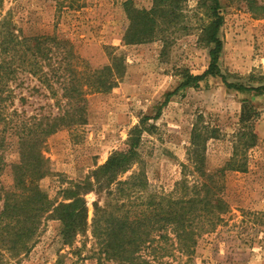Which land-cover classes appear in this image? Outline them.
I'll return each mask as SVG.
<instances>
[{
    "label": "rangeland",
    "instance_id": "1",
    "mask_svg": "<svg viewBox=\"0 0 264 264\" xmlns=\"http://www.w3.org/2000/svg\"><path fill=\"white\" fill-rule=\"evenodd\" d=\"M250 1L221 0L223 48L218 64L228 82L257 87L264 85V9L259 7L255 14L252 8L264 6V0ZM179 2L183 16L178 25L168 29L160 25L155 30L168 31L132 42L125 36L138 21L132 20L134 14L128 10H150L155 0L2 1L0 43L7 34L6 25L18 39L20 35L67 39L79 57L74 67L84 82L80 85L86 98L84 120L46 136L42 150L48 172L38 184L52 200L60 201L63 188L85 180L112 152L123 148L132 129L139 127V160L121 179L141 172L149 189L171 193L182 179L190 185L202 176L193 163L197 154L192 146L197 140L201 166L218 173L216 190L223 207L218 205L210 214L212 228L198 236L193 253L181 252L176 240L158 235L147 255L158 264H264V91L229 88L221 77L208 75L195 87L179 88L163 104L187 72L207 70L214 47L202 38L213 18L211 0ZM10 61L16 73L0 83L5 118L0 122V210L2 188H14L12 164L20 158V124L37 115L56 114L58 100L66 101L57 82L48 86L20 71L18 55ZM99 78L112 88L100 87ZM244 104L255 113L243 124ZM250 129L257 138L246 145L244 133ZM101 195L104 199L105 193ZM85 197L91 222L98 195L89 192ZM62 225L59 219L44 218L30 250L20 251L18 257L2 250L3 264H117L98 258L91 228L78 234L71 245L64 244Z\"/></svg>",
    "mask_w": 264,
    "mask_h": 264
},
{
    "label": "trees",
    "instance_id": "2",
    "mask_svg": "<svg viewBox=\"0 0 264 264\" xmlns=\"http://www.w3.org/2000/svg\"><path fill=\"white\" fill-rule=\"evenodd\" d=\"M3 0H0V5ZM128 2V1H127ZM126 2V3H127ZM257 4L256 0L250 1ZM221 0H211L209 6L213 18L204 27L203 40L207 44H214L210 50L211 61L202 74L186 73L179 87L166 94L163 104L167 103L181 87L197 86L208 75L219 76L229 88L237 90L264 91V85L247 87L242 84L228 82L219 67V55L223 48L219 37V29L223 17L219 12ZM257 4L252 8L256 14ZM132 15L131 29L125 36L126 40L141 42L152 39L157 34L168 30H155L166 24L168 29L178 25L182 20V10L179 0H155L150 10H128ZM5 22V21H4ZM6 23L3 24V26ZM7 34L1 40L0 83L7 82L15 73L16 68L10 60L20 57V71H27L37 76L42 82L51 86L57 82L62 90L65 104H59L56 114H41L31 117V121H22L18 129L19 161L12 164L14 176L13 189L2 188L3 208L0 210V264L5 261L2 250H8L10 256H20V251L28 252L34 243V237L42 220L46 217L59 219L62 222V241L71 245L80 233L91 228L99 259L115 260L117 264H158L156 259L147 255L146 251H153L159 238L167 241L176 240L177 248L187 254L195 250L198 236L205 230L212 228V213L216 207L222 206V198L218 196L217 188L220 179L217 172H208L201 166L199 148L200 143L194 140L193 151L197 154L193 160L196 170L202 174L200 179L188 184L187 179L179 181L177 189L171 193H159L149 189L147 179L141 172L129 178L121 177L129 171L139 160L138 145L142 129L134 127L123 148L111 153L107 161L98 166L92 173L80 182L72 184L61 191L60 201L52 200L38 184L48 172L47 158L42 145L46 136L65 126H72L84 120L86 104L85 92L80 85V72L75 69V58H79L72 43L56 35L22 36L20 39L11 27L6 25ZM165 35V34H164ZM42 61L44 64H42ZM73 61V63H72ZM46 66L47 71L44 70ZM83 77V75H82ZM105 87L102 78L97 80ZM92 83V82H89ZM4 88L0 87V122L3 116ZM60 99V98H59ZM253 108L243 105L241 122L247 123L253 117ZM161 109L155 115L159 117ZM149 119L148 117L145 120ZM145 120H143L145 122ZM246 145L254 143L257 134L250 129L244 133ZM177 190L181 194L175 195ZM89 192H95L98 198L93 202V217L89 222L88 201L85 197ZM101 193H105L102 199ZM208 217L209 222H206ZM174 237V239L171 238ZM173 244H175L173 242ZM176 247V246H175ZM149 253V252H148ZM155 258V256H152Z\"/></svg>",
    "mask_w": 264,
    "mask_h": 264
}]
</instances>
